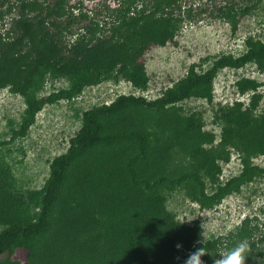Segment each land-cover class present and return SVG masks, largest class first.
I'll return each instance as SVG.
<instances>
[{"label": "trees", "instance_id": "1", "mask_svg": "<svg viewBox=\"0 0 264 264\" xmlns=\"http://www.w3.org/2000/svg\"><path fill=\"white\" fill-rule=\"evenodd\" d=\"M189 1L115 0L85 9L83 0H0V8H6L0 10V29L5 16L19 10L6 34L0 31V86L13 85L26 98L11 139L25 136L45 105L70 99L86 86L121 75L147 88L139 57L151 44L174 39L182 15H193ZM261 1L240 11L228 1L219 10L235 30L238 14ZM68 35L74 40L64 42ZM207 60L192 63L155 98L122 93L86 109L70 146L50 162L35 218L6 216L0 186V264H21L12 257L18 249L27 252L28 264H182L200 224L169 217L164 191L185 186L194 200L212 207L264 177V166L252 162L264 155V112L254 114L262 95L253 94L245 108L240 100L231 105L213 101L220 70L255 63L264 71V40L248 39L241 54L224 53L203 68ZM47 73L74 77L71 87L35 96L31 90ZM237 85L242 91L258 87L253 78ZM192 98L207 100L213 122L221 127L219 141L215 131L205 129L207 108L186 110L183 102ZM232 148L239 151L242 166L222 182ZM214 244L208 240L205 247ZM249 245L248 253L257 243Z\"/></svg>", "mask_w": 264, "mask_h": 264}, {"label": "rangeland", "instance_id": "2", "mask_svg": "<svg viewBox=\"0 0 264 264\" xmlns=\"http://www.w3.org/2000/svg\"><path fill=\"white\" fill-rule=\"evenodd\" d=\"M44 1V0H41ZM53 2L54 0H47ZM233 1L236 11L252 5L257 0H190L193 15H182V21L174 39L165 45L151 44L139 57L149 78L147 88H137L127 78L117 75L97 85L86 86L70 99H61L47 104L38 112L35 123L25 136L11 139L13 129L22 122L26 109V98L17 92L13 85L0 86V186L4 192L6 216L29 220L35 218L39 209L38 201L46 179L50 174L52 159L65 152L71 138L83 123V112L103 103H109L122 93L142 94L148 98L159 96L165 88L182 78L192 63H199L207 58L203 68L224 53L241 54L247 49L248 39L264 40V0L247 14H238V25L233 24L219 9ZM77 3L78 0H70ZM85 9L99 7L102 2L114 5L115 0H83ZM187 3V4H188ZM101 4V5H100ZM188 7V6H187ZM6 11L5 7H1ZM0 8V10H2ZM77 11V10H75ZM19 10L15 7L3 20L0 31L6 34L10 20ZM68 35L63 41L74 40ZM201 68V67H198ZM202 69V68H201ZM253 78L257 81L256 90L242 91L237 85L240 79ZM74 77H54L47 73L37 79L31 93L37 97L53 91L69 88ZM261 94L255 115L264 112V71L257 64L249 63L242 68L226 67L218 73L214 81V103H235L240 100L247 107L253 94ZM186 110L207 108L205 129L219 134L221 127L213 122V115L205 98H192L183 102ZM230 166L225 173L236 174L241 169L239 151L232 148ZM97 155H101V152ZM252 162L264 166V155H257ZM223 166V167H224ZM232 167V168H231ZM231 168V169H230ZM230 169V170H229ZM225 181L227 176L225 174ZM209 187L210 184H209ZM188 187L164 191L167 214L176 221L193 225L200 224L207 231L208 238L215 246L208 249L202 260L208 259L213 264V256L219 258L220 251H226L239 240L247 239L249 244L256 242L247 254L245 264L254 261L264 264V177L255 178L246 184L241 192L227 195L212 207L202 206L188 194ZM211 191V190H209ZM60 207V206H59ZM9 217V216H8ZM203 227V228H202ZM4 224L0 220V230ZM246 228L243 235L241 229ZM250 230V231H249ZM197 241V240H196ZM193 243V250L201 245ZM206 241V242H207ZM212 254V255H211ZM21 264H28L27 252L18 249L12 256ZM206 262V261H205ZM204 262V264H206Z\"/></svg>", "mask_w": 264, "mask_h": 264}, {"label": "clouds", "instance_id": "3", "mask_svg": "<svg viewBox=\"0 0 264 264\" xmlns=\"http://www.w3.org/2000/svg\"><path fill=\"white\" fill-rule=\"evenodd\" d=\"M207 238V231L203 228V231L198 234V239L196 241V243L201 246L196 247L194 251L190 252L188 256L183 259L182 264H204L202 257L210 253L205 247ZM176 247L180 248L182 245L178 243ZM249 247L250 245L247 239L239 240L230 249L220 251L219 258L211 254L213 257V264H245Z\"/></svg>", "mask_w": 264, "mask_h": 264}, {"label": "built area", "instance_id": "4", "mask_svg": "<svg viewBox=\"0 0 264 264\" xmlns=\"http://www.w3.org/2000/svg\"><path fill=\"white\" fill-rule=\"evenodd\" d=\"M231 161V160H230ZM230 161L228 162V163H226L227 164V166H230ZM240 164H241V162H240ZM232 168V167H231ZM230 168V169H231ZM229 169V170H230ZM227 169H226V166H224L223 167V173L221 174V178L222 179H224V175L223 174H225L226 176H227V178L231 175V171H228V173H225V171H226Z\"/></svg>", "mask_w": 264, "mask_h": 264}]
</instances>
